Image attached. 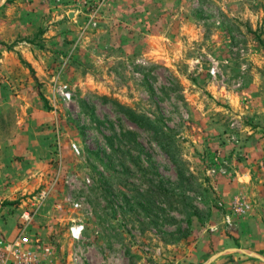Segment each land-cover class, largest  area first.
Segmentation results:
<instances>
[{
    "label": "rangeland",
    "instance_id": "obj_1",
    "mask_svg": "<svg viewBox=\"0 0 264 264\" xmlns=\"http://www.w3.org/2000/svg\"><path fill=\"white\" fill-rule=\"evenodd\" d=\"M157 130L210 208L190 228ZM24 232L40 264H264V0H0V238Z\"/></svg>",
    "mask_w": 264,
    "mask_h": 264
},
{
    "label": "trees",
    "instance_id": "obj_2",
    "mask_svg": "<svg viewBox=\"0 0 264 264\" xmlns=\"http://www.w3.org/2000/svg\"><path fill=\"white\" fill-rule=\"evenodd\" d=\"M39 94H40L41 98L44 100L45 106H47V104H48L47 98L43 95V93L41 91L39 92ZM126 112L129 114L130 118H132L134 122L138 123V120L135 117L136 113L134 111L128 110ZM154 132H155V136L157 137L160 146L162 147L164 152L170 157L171 161L175 165L176 180H174V181L171 180V183H172V185L181 186L182 189L184 190L180 193L179 203L181 204V208H183L185 216L188 218L187 219V225H188L187 228H190V226L192 224V218L194 216H196L201 221L204 220L205 215H210V208L200 209L199 207H195V206L190 205V197L191 196L187 195L185 193V190L193 191L194 189L192 186H195L194 184H196L197 180H196L195 176L188 171V169L186 167V162L183 160L181 155L179 153H177V151H174L172 149L171 142H169L167 140L166 133L163 131H159V130L154 131ZM163 180L164 179L159 181L160 184L150 185L151 190L149 191L150 192L149 202L152 203L154 206L157 205L158 210L159 211L161 210L162 212L164 210V207L160 204V202H163V201H160V200H169L173 197H175V199H178V195L175 192L171 193L170 191H167V190L163 191V189H162ZM193 182H195V183H193ZM198 187H199V189L202 190V184H199ZM143 208H146V207L143 206ZM192 208H195V209L191 210ZM188 234H189V229H185L184 235L182 237H186Z\"/></svg>",
    "mask_w": 264,
    "mask_h": 264
},
{
    "label": "built area",
    "instance_id": "obj_3",
    "mask_svg": "<svg viewBox=\"0 0 264 264\" xmlns=\"http://www.w3.org/2000/svg\"><path fill=\"white\" fill-rule=\"evenodd\" d=\"M24 216L30 218L29 213ZM38 243L39 239L32 240L25 232L14 238H0V264H40Z\"/></svg>",
    "mask_w": 264,
    "mask_h": 264
},
{
    "label": "water",
    "instance_id": "obj_4",
    "mask_svg": "<svg viewBox=\"0 0 264 264\" xmlns=\"http://www.w3.org/2000/svg\"><path fill=\"white\" fill-rule=\"evenodd\" d=\"M226 251H233L232 249L230 250H226ZM226 251H222V252H218L217 254H215L214 256H212L208 261H206L204 264H209L212 260H214L215 258L219 257L221 254L226 253Z\"/></svg>",
    "mask_w": 264,
    "mask_h": 264
},
{
    "label": "crops",
    "instance_id": "obj_5",
    "mask_svg": "<svg viewBox=\"0 0 264 264\" xmlns=\"http://www.w3.org/2000/svg\"><path fill=\"white\" fill-rule=\"evenodd\" d=\"M219 259V258H218Z\"/></svg>",
    "mask_w": 264,
    "mask_h": 264
}]
</instances>
